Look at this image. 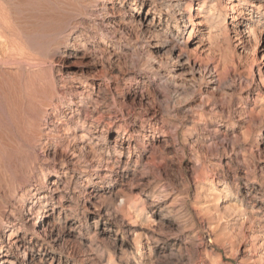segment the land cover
Listing matches in <instances>:
<instances>
[{"label":"rangeland","instance_id":"rangeland-1","mask_svg":"<svg viewBox=\"0 0 264 264\" xmlns=\"http://www.w3.org/2000/svg\"><path fill=\"white\" fill-rule=\"evenodd\" d=\"M164 1L139 11L157 33L138 28L117 44L131 77L120 81L123 97L102 78L80 107L55 104L59 116L46 107L55 134L78 131L66 135L75 149L66 168L53 154L65 146L58 137L46 154L30 142L31 113L27 123L0 118V213L14 229L0 235V264H264V0L241 5V18L230 0H195L194 24L184 6L158 17ZM132 6L122 5L126 15ZM147 42L162 59L164 50L179 55L181 76L155 63L146 73ZM5 66L2 97L16 78ZM75 66L88 80L98 74Z\"/></svg>","mask_w":264,"mask_h":264},{"label":"bare ground","instance_id":"bare-ground-1","mask_svg":"<svg viewBox=\"0 0 264 264\" xmlns=\"http://www.w3.org/2000/svg\"><path fill=\"white\" fill-rule=\"evenodd\" d=\"M144 1L145 0H0V48L5 49L2 52L0 51V66L4 65L6 68L5 65H14V73L16 76L15 80L11 82L10 85H4V87H1L4 96L2 97V94L0 95V104L2 99L8 104L7 110H3L0 107V118L8 114L10 118L15 120L16 118H22L24 122L25 118L31 113V119L29 123L32 129V131H30L31 133H29V136H31L30 142L33 146L36 145L38 149L40 148L43 154H46L50 151V145H53L52 140H55L56 137H58L61 143L64 145L65 141L67 140L66 135L70 132L75 139V137L78 136L76 133L78 131H69L68 126L65 128L62 126L64 128H62L64 130V135H57L53 132V128L49 127L50 125L47 123L51 113L47 111L46 107L51 109L52 112L56 113V109L54 110V108H52V106L55 104L57 106H61V104L63 106L64 104L66 107L74 109V105L79 106L81 102L86 103V100L95 98L93 95L95 93L94 88L96 85L97 87L99 86L100 83H97V81L102 78H109L114 81V93L116 95H120L122 91H124V83L120 81L121 79L123 81L126 80L127 82L131 81V77L125 74L121 70V66H119V49L117 48V44H119L124 38L130 37L132 35L138 36V28L140 29L143 27L146 29L147 33H157V31H154L153 28H151L153 25L152 21L145 23L144 17L139 14V11L144 5ZM200 1L202 2L203 0ZM251 2L253 1L230 0L229 7L234 13L233 17L236 18L237 15H240L241 18V15L244 14V11H242L240 6H245L247 4L251 5ZM130 4H133L134 7L132 6V11L135 13H129L126 15L127 13L125 9L122 8V5H124L125 8ZM195 4V0H184V2L181 0H166L164 2L158 3V8L156 9H158V17H160L161 11L174 14L176 10L181 9L182 6H184L182 10L189 11L190 13L187 18V22L194 24V20L192 19L191 15ZM203 4L204 1L202 4L197 3L196 6L202 7ZM155 5L156 4L154 3L153 6ZM155 28L156 27L154 26V29ZM182 28H185V23L183 24ZM246 29L247 28L244 27L245 32L248 31H246ZM235 31L238 32L236 29ZM157 35H159V33ZM190 35H192V31ZM163 38H165V36H163L162 39ZM152 45L154 46L152 42L146 43L148 48L147 61L150 62V65L146 67V73L153 71V63H155L158 65V67L161 66L165 67L166 69L169 68L167 69V73L173 78L181 76V74L177 73L178 71L184 70L180 56H172V50L170 49L164 50L162 59L159 56L158 48L151 47ZM260 46L257 45V49ZM89 48H92L91 50L94 52L88 54V51L86 52V50ZM79 63L88 65L89 68H94L98 72L96 76H93V80H88L80 74H77L78 69L75 68V65H78ZM54 64L55 67H53ZM143 66L144 65L141 67ZM11 68H9V70H11ZM9 72L10 71H8V73ZM12 76L14 75L12 74ZM138 81H140L139 79H137L136 82L141 85L143 80L140 82ZM76 87H81L82 90L78 91ZM35 98H37L38 101L34 103ZM96 102L97 101H95V103ZM57 115L59 116L60 113L57 112ZM27 122L28 121L24 123ZM83 135L80 139L77 138V140L85 139ZM5 139L3 142L6 144L7 139L6 141ZM82 144L83 143H81V145ZM10 145L12 144H9L8 146L11 147ZM12 147L15 149L14 145ZM52 148L53 154H55L63 162V168H66V166L73 163V160L75 159V149H71L69 143H67L62 149L56 145ZM50 172H44L43 176L46 177L47 175L51 174ZM60 172L62 171H55L56 174ZM11 197L15 199L14 195ZM13 204V206H20L21 202L20 200H14ZM43 215L44 214H41L39 219H41ZM9 223L10 220L8 216H6L5 213H0V227L3 226L2 229L0 228V235L5 234ZM34 223H37V220ZM9 227L10 228L8 231L10 230V232L8 233V237L14 233V229H12L13 224ZM20 240L21 239L17 237L15 240L16 244H18L17 242ZM137 248L139 252L143 250L141 244H139ZM22 258L28 259L29 257L24 254Z\"/></svg>","mask_w":264,"mask_h":264}]
</instances>
